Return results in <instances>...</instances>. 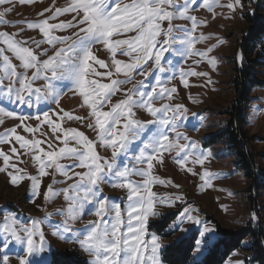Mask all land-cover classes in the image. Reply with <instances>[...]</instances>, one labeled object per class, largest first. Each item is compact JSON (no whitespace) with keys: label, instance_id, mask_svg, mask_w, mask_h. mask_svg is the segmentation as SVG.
<instances>
[{"label":"snow or ice","instance_id":"6c2138e0","mask_svg":"<svg viewBox=\"0 0 264 264\" xmlns=\"http://www.w3.org/2000/svg\"><path fill=\"white\" fill-rule=\"evenodd\" d=\"M18 2L30 4L34 0H18ZM214 3L215 0H129L127 3H123L122 0H117L115 3L113 0H71L68 6L56 7L54 11L46 8L39 15L43 17L45 12H52L50 16L39 22L27 24L28 29L38 30L44 37L37 43V48L41 43H47L56 49L52 56L42 61L33 49L24 46L26 42L15 39L19 33L9 34L0 31V43L6 45V49L0 48V57H2L0 97L6 96L9 102L28 107L34 104L39 106L42 102L59 104V97L63 94V82L71 81L74 91L83 98V105L91 110L90 116L94 118V124L88 126L96 131V141L88 139L75 129H62L59 123H55L50 118L48 111L36 115L35 119L51 127L53 137L63 144L62 147L56 149L49 142V150L45 151L40 146L43 143L41 140L26 139L16 133V128L0 135V143H11L14 139L26 153H33L38 175H29L16 165H9L11 157L0 150L5 168L11 166L14 169L13 173H10V182L17 185L28 179L31 183L32 197L41 196L42 178L49 175V168L65 176L66 180L77 178L75 183L61 190L68 206L66 209H58L55 214L64 216L65 219L57 222L51 220L50 215H46L43 221L55 230V234H68L66 239H76L93 257L88 264H162L160 253L167 249L168 245H162L160 237L156 234H151L150 238L146 239V236H149L147 229L150 217L178 216L171 230L183 231L185 235L180 237V240L191 238L197 254H201L205 245L211 243L212 238L208 237L205 240V237L215 229L207 227L198 216L192 215L198 209L187 206L185 201V206L176 213L158 211L160 206L177 207V202L182 201L183 197H158L151 190V185L165 183L152 175L153 161L162 162L164 152L176 149L177 163L181 168L189 162L203 165L210 155V152L202 151V145L178 131L182 125L191 126L193 130L196 128L191 123L185 106L164 104L157 108L153 106V101L171 99L172 94L176 92V88L167 87L159 76H154L156 72H172L173 76H170L169 80L174 78L175 66L170 59L165 62L166 53L174 51L181 57L197 55L203 59L212 51L211 48L205 52L195 51V43L203 41L206 37L202 34L199 37L194 35L200 22L189 13L201 6L210 9ZM5 5L10 7L0 11V24H10L4 17L15 9L14 0H0V7ZM226 7L234 12L237 7L242 9L244 4L242 0H234V3L230 2ZM70 13H75L72 20L50 23ZM177 18L191 21V28L174 26L172 21ZM165 22L168 24L166 29L163 27ZM67 29H77V31L71 36L53 34ZM176 32L183 35L177 36ZM129 33L135 35L129 36ZM96 44H103L111 53L115 74H122L125 79H111L112 71L100 73L95 70L93 64L102 68L108 67L105 61L94 55L93 47ZM57 45L59 47H56ZM6 50L13 53L20 61L19 67L24 70L23 72L17 71V65H14L9 56L4 54ZM118 52L129 57V61L116 59ZM39 55H47V50H43ZM239 59H243L242 55ZM149 61L152 62V67L145 70ZM196 63L198 64L199 61ZM207 63L214 67L216 58L208 59ZM29 70H32L31 76L27 74ZM134 74L144 79L133 84L131 89H121V85L131 83L135 79ZM179 75L187 86L186 77L205 76L207 73L186 72L180 69ZM102 76L110 78V83H102L93 78ZM149 76H153L154 83L147 82ZM40 79H43L45 84L34 87L35 82ZM118 91H124L126 98L112 105L110 110L104 111V107L111 102V97ZM137 108L146 110L153 119L146 122L136 119L134 109ZM60 111L63 112L62 109ZM161 113L162 115H159ZM0 114L15 117L13 112H5L3 107H0ZM56 115L59 116V112ZM192 115L201 119L196 113ZM64 117L80 119L68 112H63V117L60 118ZM15 118H18L23 125V122L30 117ZM24 130L35 133L38 129L25 125ZM57 132H61L62 136L56 135ZM170 133H175L174 139H170ZM181 139L186 143L180 144ZM70 140L74 141L77 147H70ZM97 143L106 149H111L110 158L98 154ZM11 152L19 158L16 147H12ZM193 154H196V159L190 161L189 157ZM121 157H131L135 165L143 164L145 167H130L127 163L122 164ZM64 159L75 161L71 166L72 169L79 167L86 171L72 172L70 168L60 163ZM3 170L5 169H0ZM188 171L196 175L191 169ZM133 175L144 179L138 183L131 179ZM221 175L204 171L200 175L203 181L202 187H211L212 179ZM105 183L127 191L126 221L122 216L120 205L112 201V198L103 195L100 185ZM58 195L60 192L55 191L52 185H48L43 198L49 201ZM85 211L94 212L98 217L97 221L90 222V225L84 229L73 230L70 222L81 218ZM252 218L256 219L255 214ZM185 221L189 222L191 227L183 228ZM31 223V227L18 225L15 217H4L0 226V264H10V254L21 251L13 245L23 246L24 254L17 255L19 264H47L43 256L45 237L40 229L41 221L34 220ZM193 233L198 234L200 238L196 239ZM193 264H199L198 256L193 258Z\"/></svg>","mask_w":264,"mask_h":264},{"label":"rangeland","instance_id":"374dc122","mask_svg":"<svg viewBox=\"0 0 264 264\" xmlns=\"http://www.w3.org/2000/svg\"><path fill=\"white\" fill-rule=\"evenodd\" d=\"M115 2L117 0H113V3ZM122 2L127 3L129 0H122ZM230 2L234 3V0H215L210 9L201 6L189 13L200 22L194 35L199 37L202 34L206 37L203 41L195 43V51L205 52L211 48L212 51L209 52L208 57L203 59L197 55L181 57L174 51H170L165 54V62L169 59L172 60L175 66L174 78L169 80V77L173 76L172 72L154 73V76H159L167 87L176 88V92L172 94L171 99L163 98L153 101V106L157 108H160L164 104L185 106L188 109L187 115L196 128L193 130L191 126L182 125L178 128V131L189 137L190 140L202 145V151L210 152L208 159L203 165L189 162L184 168H181L177 163L176 149L164 152L162 162L153 161L152 175L165 181V183L153 184L151 185V190L158 197H183L182 201L177 202V207L167 208L160 206L157 210L162 213H176L185 206L184 202L186 201L187 206L198 209L192 215L198 216L207 227L215 229L213 233H209L205 237V240L211 237V243L205 245L204 251L201 254L193 251L189 264H193V258L197 256L199 264H204L209 250L221 238L219 227L234 234L242 233L248 229L258 234L255 237L251 233L243 241L242 246L220 264H264V69L257 70L254 75V78L262 85L255 86L250 92L251 102L247 110L248 123L246 126L248 136L254 140L252 144L253 151L258 156V159H256L257 197L256 190L250 192L251 180L246 175L245 170L240 167V158L233 149L231 135L227 131L229 115L226 113L236 101L232 87V81L235 77L234 62L240 56L239 45L245 32L250 28V23L247 22L245 16L252 14L255 3L264 22V0H242L244 7L242 9L237 7L234 12L226 7ZM14 3V11L4 17L10 24H0V31L9 34L19 33V35L15 36V39L26 42L24 46L33 49L41 61L52 56L56 49L47 43H41L40 47L37 48V43L42 41L44 37L38 30L28 29L27 24L39 22L50 16L52 12H45L43 17L39 15L46 8L54 11L56 7L68 6L71 0H34L30 4H20L18 0H14ZM5 7H10V5L0 7V11H3ZM74 15L75 13L65 14L56 20L50 21V23L69 21L72 20ZM172 24L174 26L191 28V21L186 19H174ZM163 27L165 29L168 27L167 22L163 24ZM74 31H77V29L57 31L53 34L57 36H71ZM175 34L177 36L183 35L180 32H176ZM128 35L134 36L135 33H129ZM160 39L162 40L163 37ZM56 47H59V45ZM0 48L6 49V45L0 43ZM45 49L47 50V55H39ZM259 49L264 50V40L259 45ZM93 52L98 59L105 61L108 65L107 68H102L99 65L93 64L97 72L105 73L112 71L113 76L111 79H125L122 74H115L114 66L112 65V55L103 44L94 45ZM4 54L9 56L14 65H17L18 72L24 71L19 67L20 61L15 58L13 53L6 50ZM210 58H216L214 67L207 63V60ZM116 59L124 62L129 61V57L123 56L119 52L116 55ZM197 61H199L198 64L196 63ZM0 63H2V57H0ZM165 66L167 67L166 63ZM151 67L152 62L149 61V64L145 66V70H149ZM180 69L186 72H204L207 75L188 76L186 77L188 83L185 86L179 75ZM31 71L29 70L27 73L29 76H31ZM134 76L135 79L131 83L121 85V89H131L133 84L144 79V77L138 74H134ZM93 78L98 79L102 83H110V78L107 76ZM147 82L149 84L154 83L153 76H149ZM44 84L45 81L40 79L35 82L34 87H40ZM62 93L59 97V104L42 102L39 106L34 104L32 107L9 102L6 96L0 97V107H3L5 112L11 111L15 114V117H30L22 125L18 118L0 114V121H3V123H0V135H3L12 128H16V133L26 139L41 140L43 143L40 146L45 151L49 150V142L58 149L63 144L53 137L51 127L35 119L36 115H39L43 111H48L50 118L55 123H59L62 129H75L82 132L88 139L96 141V131L88 126L94 124V118L90 116L91 110L83 105V98L78 92L74 91V85L71 81L63 82ZM125 98L124 91L116 92L111 97V102L103 110H110L112 105ZM61 109L63 112L71 113L73 117H80V119H68L67 117L61 119L60 117H63ZM256 109H259V111H255ZM134 111L136 119L144 122L153 119L144 109L137 108ZM57 112H59V116L56 115ZM193 113L198 114L201 119L193 117ZM159 115H162V113ZM41 120H43L42 116ZM18 125L20 126L17 127ZM25 125L37 128L38 130L35 133H29L24 130ZM56 135L62 136V133L57 132ZM169 136L170 139H174L175 133H170ZM179 143L184 144L186 141L181 139ZM69 146L77 147L72 140L69 141ZM12 147L17 148L19 158H17V155L12 154ZM0 150L11 157L9 165L14 164L29 175H38L37 165L33 160V153H26L14 139L11 143H0ZM96 151L102 157H111V149H106L98 143ZM194 159H196V154L189 157L190 161ZM120 162L122 164L127 163L130 167H145L143 164L135 165L131 157H121ZM60 163L70 168L72 172L86 171V169L79 167L72 169L71 166L75 163L73 160L64 159ZM0 169H5L0 171V226H2L5 216L10 218L15 217L18 225L22 224L28 227L32 226L31 222L34 220L41 221L40 229L43 231L45 237V252L43 256L47 264L50 262L53 252L67 250L77 252L87 262H90L93 257L85 251L76 239H66L68 234H55V230L43 221L46 215H50L51 220L57 222L65 219L64 216L55 214L58 209H66L68 206L61 190L75 183L77 178L74 177L73 179L66 180L65 176L55 173L53 168H49V175L42 178L41 196L34 198L31 195V183L28 179L19 182L17 185H13L10 182V173H13L14 169L11 166L5 168L3 156H0ZM188 169H191L196 175H192ZM204 171L213 174L220 173L222 175L212 179L211 187H202L203 181H201L200 175ZM131 179L141 183L144 178L133 175ZM48 185H52L55 191L60 192V195L52 200L45 201L43 193L46 191ZM176 185H179V187H176ZM100 187L105 197L112 198V201L120 205L122 216L126 221L127 191L125 189L114 188L107 183L100 185ZM251 196L253 199H250ZM112 201H110V204ZM253 214H255L256 219L252 218ZM109 215L112 214L109 213ZM97 219L98 217L94 212L88 213L85 211L81 218L71 221L70 226L73 230L84 229L90 225V222H95ZM177 219L178 216L176 215H170L167 218L150 217L147 229L149 236H146V239L150 238L151 234H156L160 237L162 245L171 247L178 244L182 241L179 238L185 234L183 231L171 230L173 222ZM182 227L188 228L191 225L185 221ZM200 230L202 231V228ZM193 235H195L196 239L200 238L196 233H193ZM13 247L21 249V251L10 254V264H19L17 255L24 254L22 251L23 246L13 245ZM165 250L160 253L162 264H166L163 260V252Z\"/></svg>","mask_w":264,"mask_h":264},{"label":"trees","instance_id":"16d2710c","mask_svg":"<svg viewBox=\"0 0 264 264\" xmlns=\"http://www.w3.org/2000/svg\"><path fill=\"white\" fill-rule=\"evenodd\" d=\"M250 28L245 32L240 48V56L234 62L235 77L232 81L233 91L236 101L226 112L229 115L228 129L230 133L233 149L240 158V167L245 170L246 175L251 180L250 192L256 190L258 195L257 179V154L253 151L254 140L248 136L246 126L248 123V108L251 102L250 92L255 86H261L254 75L257 70L264 69V50L259 49V45L264 40V22L261 19L260 11L254 3L252 14L245 16ZM250 199H253L251 196ZM220 240L209 250L204 264H220L228 259L238 250L243 241L252 233L251 229L239 234L229 232L219 227ZM194 251L191 238L184 239L178 244L168 247L163 252V260L166 264H189ZM48 264H88L87 260L73 250L53 252Z\"/></svg>","mask_w":264,"mask_h":264}]
</instances>
